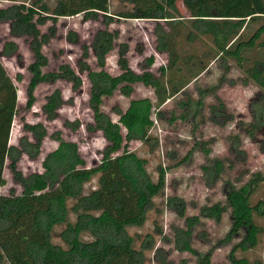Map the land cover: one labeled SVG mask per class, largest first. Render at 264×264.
I'll use <instances>...</instances> for the list:
<instances>
[{
  "label": "trees",
  "instance_id": "trees-1",
  "mask_svg": "<svg viewBox=\"0 0 264 264\" xmlns=\"http://www.w3.org/2000/svg\"><path fill=\"white\" fill-rule=\"evenodd\" d=\"M11 1L14 3L6 8L0 5V22L9 24L13 37L30 39L34 62L29 68L32 73L28 87L29 107L34 102V91L43 82L64 79L72 83L75 89L82 86L81 78L69 66H62L58 73L42 72L48 65V59L42 50L55 34L56 22L60 18L82 14L86 19L97 20L101 16L107 27L116 18L155 22L157 52L168 56V64L160 66L157 76L150 71L156 62L154 57H150L146 60L144 71L136 73L130 68L127 46H122L119 51V66L122 70L119 76H111L104 70L91 71L87 63L80 62V72L87 73L91 84L90 107L94 113V125H89L87 129L101 131L108 142L102 152L101 162L94 167L86 166L76 143L57 135L55 139L58 147L44 158L43 171L26 177L18 169V163L24 154L30 159L39 157L48 134L47 129L43 124H26L25 130L31 137L23 136L19 146L6 149L3 146L4 135L0 123V264H147L145 251L136 249L128 228L145 223L154 199L164 193L166 171L159 166L158 180L155 182L147 170L145 159L126 149L120 153L124 142H147L148 128L153 125L154 108L157 118L161 120L164 115L162 107L167 101L186 93L188 86L207 70L204 62L196 61L197 55L191 54L190 48L186 46H191L196 41L204 43L207 39L213 46L205 51V56L212 52L216 60L223 59L228 72L229 59H235L245 67L248 61L246 53L257 47L258 41L264 36V23L249 40H243V35L254 22H264V15L254 16L251 12H244L240 19H230L229 10L238 7L243 0H232L233 3L224 13L219 8L212 7L210 15H207L205 0H184L187 4L197 6L196 16L187 20H184L178 8L179 0ZM113 1L130 8L114 11ZM48 21L53 22L50 36L43 34L39 28ZM114 37L117 35L109 29L101 30L92 43L101 68L105 67L106 57L113 49ZM68 38L72 43L78 42L75 32H70ZM18 49L16 42L9 41L5 43L1 54L3 57H12ZM85 50L84 57L88 58L87 47ZM246 73L264 88L263 60H255L253 65L246 68ZM225 79L224 76L222 80ZM137 83L154 88L156 107L149 99L133 100L125 113L116 111L119 121L114 122L101 110L103 98L112 96L116 90L130 97ZM215 89L200 91L201 99L195 104L194 117L203 106V96ZM64 103L60 90L48 96L47 103L43 106L47 118L55 120ZM188 103L189 100L183 106L192 109V104L189 106ZM17 113V87L0 61V116L11 120ZM212 114L213 120L217 119L220 125L231 118L229 116L224 122L218 120L221 116L216 107ZM256 119L254 128L258 130L264 120L262 107L259 111L256 109ZM122 128L126 130L125 136ZM238 142L239 139L231 149L241 153ZM8 162L14 180L22 187L20 194L1 193L6 184L3 170ZM223 169L222 160H216L211 166L205 167L210 185L217 181ZM96 176H99L98 187L86 194V184ZM227 185L232 219L229 236H236L244 231L242 248L254 247L261 233L254 215L257 209L264 207V201L259 202V205H252L254 188L249 184L240 188L230 182ZM70 201H73L71 206ZM223 211V207L216 205L205 210L204 214L220 219ZM71 215L75 220L71 221ZM194 220L196 218L188 220V229L177 232L179 250L193 252L190 241ZM60 225H65L59 234L64 245L53 242L54 229ZM87 237L90 239H86ZM161 251L158 249L155 256L158 263L166 264ZM198 264H212L211 254L201 257ZM231 264H248V261L232 255Z\"/></svg>",
  "mask_w": 264,
  "mask_h": 264
},
{
  "label": "rangeland",
  "instance_id": "rangeland-1",
  "mask_svg": "<svg viewBox=\"0 0 264 264\" xmlns=\"http://www.w3.org/2000/svg\"><path fill=\"white\" fill-rule=\"evenodd\" d=\"M14 2L2 0L1 7L6 8ZM233 3L232 0H205L207 15L212 7L219 8L224 13ZM178 8L184 20L194 18L197 6L187 4L184 0L178 1ZM264 0H243L231 10L230 19H240L244 12H251L254 16L264 15ZM130 6L112 2V10H126ZM257 21L251 24L243 35V40H249L254 32L263 24ZM53 22L48 21L39 28L43 34L50 33ZM109 29L117 35L114 37L113 49L106 57V65L101 68L94 55L92 43L98 31ZM155 22L116 18L108 27L104 18L86 19L82 14L60 18L56 22L55 34L48 44L43 47V54L48 59V65L43 68L44 74L58 73L62 66H69L82 80L80 89L64 80L46 81L34 91V102L28 106V87L32 78L30 66L34 62V55L30 49V39L17 38L10 33L8 23L0 22V61L8 75L17 87L18 113L14 119L0 116L1 132L4 135V148L19 146L23 136L31 135L25 130V125L43 124L47 129L37 159H30L26 154L18 163V169L24 176L43 171L42 162L50 152L58 147L55 139L61 135L65 140L79 146V152L88 168L101 162L102 152L108 142L101 131H89V125H94V113L90 107L91 84L87 73L80 72V62L88 64L91 71H106L111 76H119L122 70L119 66V51L127 46L130 68L136 73L144 71L146 60L154 57L156 62L150 71L159 75L160 66L168 64V56L157 52V38L154 34ZM75 32L78 42L72 43L68 35ZM14 41L18 44V52L12 57H3L2 50L6 42ZM264 36L258 41L257 47L246 53L245 67L235 59H229L226 71L223 59H215L212 52L205 56V51L213 46L207 39L196 41L190 48L191 54L197 55L196 61L202 60L207 70L186 89V93L179 94L167 101L162 107L163 118L156 116V108L152 115L153 125L148 128V141L124 142L125 149L134 152L138 157L147 161V170L153 180H158V167L166 171V187L164 193L154 199V205L147 214L142 226L128 228L134 239L136 249L145 251L147 264H160L155 256L161 249L166 264H198L201 257L211 254L212 264H231L232 255L243 258L248 264H264V207L256 210L254 219L261 228L258 243L246 249L241 242L244 231L236 236H229L232 228L231 209L227 199L228 182L236 188L249 184L254 188L251 203L253 206L264 201V120L258 130L256 109L264 110V88L253 81L246 73V68L259 59L264 61ZM87 47L88 58L84 57ZM196 63V62H195ZM208 64V66H207ZM20 78H19V77ZM225 76V80L222 79ZM216 88L203 96V106L198 109L197 116L193 112L195 104L201 99L200 91ZM60 90L64 104L58 111L55 120H49L43 111L47 97L54 91ZM149 99L156 107V93L154 88L142 83L134 85V92L130 97L124 96L116 90L112 96L103 98L101 110L109 115L114 122L119 121L117 110L125 113L133 100ZM189 100L192 109L183 104ZM260 106V107H259ZM219 109L222 122L218 124L212 118V110ZM260 113V112H259ZM261 115V114H260ZM126 135L125 128H122ZM239 139L238 151L232 147ZM126 146V147H125ZM222 160L224 169L217 181L210 185L205 167L211 166L214 161ZM9 162L3 170L6 184L1 193L20 194L22 187L14 180L10 171ZM99 176L86 184L85 193L88 194L98 187ZM73 201L69 202V206ZM219 205L224 208L220 219L205 215V210ZM192 223V237L190 245L193 252L182 251L177 246V232L189 228L188 220ZM75 217L71 215V221ZM65 225L54 229L53 242L64 245L60 239V232ZM90 239V238H86ZM244 249V250H243ZM7 264V263H6Z\"/></svg>",
  "mask_w": 264,
  "mask_h": 264
}]
</instances>
